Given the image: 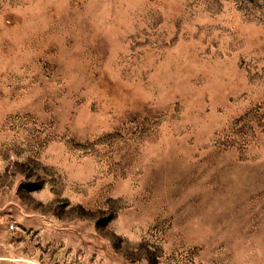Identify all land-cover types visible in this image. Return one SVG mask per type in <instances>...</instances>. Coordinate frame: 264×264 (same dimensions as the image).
<instances>
[{"label": "rangeland", "instance_id": "rangeland-1", "mask_svg": "<svg viewBox=\"0 0 264 264\" xmlns=\"http://www.w3.org/2000/svg\"><path fill=\"white\" fill-rule=\"evenodd\" d=\"M0 264H264V0H0Z\"/></svg>", "mask_w": 264, "mask_h": 264}, {"label": "built area", "instance_id": "built-area-1", "mask_svg": "<svg viewBox=\"0 0 264 264\" xmlns=\"http://www.w3.org/2000/svg\"><path fill=\"white\" fill-rule=\"evenodd\" d=\"M12 226L10 225V228H11Z\"/></svg>", "mask_w": 264, "mask_h": 264}]
</instances>
